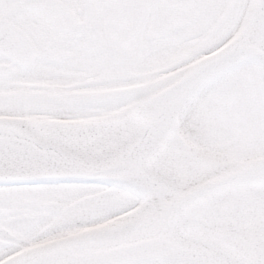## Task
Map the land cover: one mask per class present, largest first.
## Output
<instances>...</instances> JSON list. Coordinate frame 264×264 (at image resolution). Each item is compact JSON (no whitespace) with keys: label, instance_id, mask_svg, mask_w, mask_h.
<instances>
[{"label":"snow or ice","instance_id":"6c2138e0","mask_svg":"<svg viewBox=\"0 0 264 264\" xmlns=\"http://www.w3.org/2000/svg\"><path fill=\"white\" fill-rule=\"evenodd\" d=\"M0 264H264V0H0Z\"/></svg>","mask_w":264,"mask_h":264}]
</instances>
